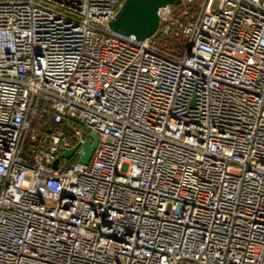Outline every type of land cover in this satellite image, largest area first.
Returning <instances> with one entry per match:
<instances>
[{"label": "built area", "instance_id": "2783aa9c", "mask_svg": "<svg viewBox=\"0 0 264 264\" xmlns=\"http://www.w3.org/2000/svg\"><path fill=\"white\" fill-rule=\"evenodd\" d=\"M123 2L0 0V264H264V0Z\"/></svg>", "mask_w": 264, "mask_h": 264}, {"label": "water", "instance_id": "95a60500", "mask_svg": "<svg viewBox=\"0 0 264 264\" xmlns=\"http://www.w3.org/2000/svg\"><path fill=\"white\" fill-rule=\"evenodd\" d=\"M181 0H124L115 18L108 23V28L123 36H133L142 41L152 37L159 26V11L167 5H179ZM89 140L82 145L83 156L79 163L87 164L97 145L98 137L88 134ZM78 146L65 151L62 157L69 159Z\"/></svg>", "mask_w": 264, "mask_h": 264}, {"label": "trees", "instance_id": "16d2710c", "mask_svg": "<svg viewBox=\"0 0 264 264\" xmlns=\"http://www.w3.org/2000/svg\"><path fill=\"white\" fill-rule=\"evenodd\" d=\"M178 44L179 40L174 38L173 36H169L165 39L158 40L157 49L161 53L169 55L171 57H177L178 55ZM76 161L75 159L72 162Z\"/></svg>", "mask_w": 264, "mask_h": 264}, {"label": "rangeland", "instance_id": "374dc122", "mask_svg": "<svg viewBox=\"0 0 264 264\" xmlns=\"http://www.w3.org/2000/svg\"><path fill=\"white\" fill-rule=\"evenodd\" d=\"M183 8V6L179 5L177 6V10L181 11ZM183 54V49H178V55L181 56Z\"/></svg>", "mask_w": 264, "mask_h": 264}]
</instances>
